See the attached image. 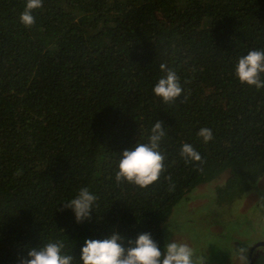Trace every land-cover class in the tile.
Masks as SVG:
<instances>
[{"label":"trees","instance_id":"obj_1","mask_svg":"<svg viewBox=\"0 0 264 264\" xmlns=\"http://www.w3.org/2000/svg\"><path fill=\"white\" fill-rule=\"evenodd\" d=\"M25 3L0 0V264L57 240L81 264L85 241L114 230L125 248L150 233L163 251L200 186L217 182L219 206L256 190L264 89L240 83L235 66L264 51V0H43L31 28L19 21ZM162 63L183 89L171 104L153 92ZM156 122L160 178L118 184L122 153L148 143ZM184 143L200 162H185ZM81 187L97 200L78 224L63 204Z\"/></svg>","mask_w":264,"mask_h":264},{"label":"clouds","instance_id":"obj_2","mask_svg":"<svg viewBox=\"0 0 264 264\" xmlns=\"http://www.w3.org/2000/svg\"><path fill=\"white\" fill-rule=\"evenodd\" d=\"M43 7V0H26L19 21L25 28L35 24L33 12ZM161 72L166 75L158 80L153 88L154 94L162 98L165 104H171L182 95L183 89L177 74L166 64L160 65ZM264 51L251 50L241 56L235 66V75L240 83L257 90L264 89ZM198 137L207 144L213 140V132L208 127L201 128ZM165 136L162 122H156L151 128L148 143H138L134 148L125 150L118 163L115 180L118 184L127 182L147 188L158 181L164 170L165 157L160 152V143ZM181 157L188 162H200L201 154L189 143L181 146ZM97 197L88 187H81L78 194L64 203V209L70 210L78 224L91 220ZM123 237L118 231L104 239H88L81 249V264H193V251L177 239L168 243L161 251L150 233L140 234L130 241V247L125 248L121 241ZM65 245L62 241H49L38 249H29L26 257H19V264H73V257L64 254ZM247 248L237 250L238 258L245 262Z\"/></svg>","mask_w":264,"mask_h":264},{"label":"rangeland","instance_id":"obj_3","mask_svg":"<svg viewBox=\"0 0 264 264\" xmlns=\"http://www.w3.org/2000/svg\"><path fill=\"white\" fill-rule=\"evenodd\" d=\"M216 184L200 186L191 195L194 199L182 204L180 211L186 212L171 217L167 244L175 238L186 243L193 251V264H245L237 255L240 248H247V257L253 249L255 264H264V247L255 248L264 242V178L256 190L227 206L217 205Z\"/></svg>","mask_w":264,"mask_h":264},{"label":"flooded vegetation","instance_id":"obj_4","mask_svg":"<svg viewBox=\"0 0 264 264\" xmlns=\"http://www.w3.org/2000/svg\"><path fill=\"white\" fill-rule=\"evenodd\" d=\"M257 252V251H256ZM255 251L252 249L248 257V264H255L254 262Z\"/></svg>","mask_w":264,"mask_h":264},{"label":"water","instance_id":"obj_5","mask_svg":"<svg viewBox=\"0 0 264 264\" xmlns=\"http://www.w3.org/2000/svg\"><path fill=\"white\" fill-rule=\"evenodd\" d=\"M258 247H264V242H260L257 245H255V248H258Z\"/></svg>","mask_w":264,"mask_h":264}]
</instances>
